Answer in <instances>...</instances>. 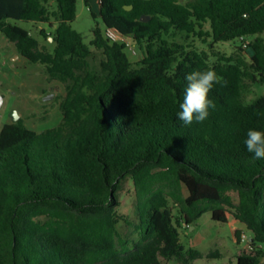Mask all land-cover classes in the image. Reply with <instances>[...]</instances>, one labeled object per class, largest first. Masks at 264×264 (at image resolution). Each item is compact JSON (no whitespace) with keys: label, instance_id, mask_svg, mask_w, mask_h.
<instances>
[{"label":"trees","instance_id":"1","mask_svg":"<svg viewBox=\"0 0 264 264\" xmlns=\"http://www.w3.org/2000/svg\"><path fill=\"white\" fill-rule=\"evenodd\" d=\"M78 1L0 0V34L66 88L58 126L37 132L19 121L0 132V264H193L201 253L185 250L174 208L187 226L206 212L228 223L234 208L258 249L237 264H263L264 159L244 140L249 129L264 131V95L250 102L247 93L249 81L264 82V0H100L98 14L84 0L105 28L144 49L137 68L98 25L91 50L72 27ZM18 22L56 24L54 51H40ZM192 36L215 43L254 36L251 63L211 64L190 50ZM207 69L226 85L210 91V117L185 126L177 118L184 77ZM126 179L135 186L137 220L124 221L138 242L119 229ZM242 234L235 231L238 241Z\"/></svg>","mask_w":264,"mask_h":264},{"label":"rangeland","instance_id":"2","mask_svg":"<svg viewBox=\"0 0 264 264\" xmlns=\"http://www.w3.org/2000/svg\"><path fill=\"white\" fill-rule=\"evenodd\" d=\"M178 1L187 4L191 0ZM91 6L98 14L100 0H92ZM51 9H55L52 1ZM18 24L30 29L33 35L38 38L40 51L46 53L54 51L55 43L52 35H54L56 24L53 27L49 25L33 26V24L24 22H18ZM97 25L104 33L106 28L100 16L94 19L84 0H79L77 18L72 23V27L83 36L85 43L90 45L93 51H95V48L90 43L94 38L93 29ZM42 30L50 36H42ZM206 32H209L208 27ZM254 40V36H248L234 41L215 43L210 36H192L186 42L190 50L204 54L211 64L227 58L251 63L253 49L250 44ZM135 45L136 55H133L127 49H125V53L133 67L137 68L144 56V49L136 43ZM247 89L249 100L252 102L264 95V82L249 81ZM65 95V85L50 79L45 65L30 63L19 55L13 42L4 34H0V96L3 99L0 107V132L5 125L15 124L19 121H22L27 128L37 132H43L58 126L63 120L61 102ZM16 117L17 120L14 121ZM231 195L234 206H237V196L234 193H231ZM119 202L120 207L116 211L120 219V232L130 241L138 242L139 237L134 232V228L124 221V219H127L133 224L137 220L135 214V186L131 179H126L122 183ZM228 211V223L213 221L211 213L206 212L193 225L187 226L180 219L179 209H173L176 218L175 223L180 231L181 242L185 250L196 249L201 253V258L195 260L193 264H237L238 256L257 254L258 249L253 247L247 240L250 233L232 215L235 209L229 208ZM236 230L242 231V236H245V238L238 241L235 237ZM260 250L262 251L260 260L264 264V246L260 247ZM161 260L164 264H179L175 259Z\"/></svg>","mask_w":264,"mask_h":264},{"label":"clouds","instance_id":"3","mask_svg":"<svg viewBox=\"0 0 264 264\" xmlns=\"http://www.w3.org/2000/svg\"><path fill=\"white\" fill-rule=\"evenodd\" d=\"M186 85L177 118L185 125L203 123L215 110L216 104L209 99V93L217 84L226 85L223 77L213 69L193 70L184 77ZM244 144L255 159H264V131L249 129Z\"/></svg>","mask_w":264,"mask_h":264},{"label":"built area","instance_id":"4","mask_svg":"<svg viewBox=\"0 0 264 264\" xmlns=\"http://www.w3.org/2000/svg\"><path fill=\"white\" fill-rule=\"evenodd\" d=\"M104 35L106 39H108L111 43H119L123 44L127 50H129L133 55L137 54L136 45L132 39L129 37L123 36L113 29L106 28L104 31ZM245 238V236H242ZM249 242V239H247Z\"/></svg>","mask_w":264,"mask_h":264},{"label":"water","instance_id":"5","mask_svg":"<svg viewBox=\"0 0 264 264\" xmlns=\"http://www.w3.org/2000/svg\"><path fill=\"white\" fill-rule=\"evenodd\" d=\"M127 9H128V10H131V9H132V6L127 7ZM142 21H146V19L143 18ZM2 102H3V99H2V97L0 96V107L2 106ZM14 114H16V113H14ZM16 120H17V117L14 118V121H16Z\"/></svg>","mask_w":264,"mask_h":264},{"label":"crops","instance_id":"6","mask_svg":"<svg viewBox=\"0 0 264 264\" xmlns=\"http://www.w3.org/2000/svg\"><path fill=\"white\" fill-rule=\"evenodd\" d=\"M92 1V0H91Z\"/></svg>","mask_w":264,"mask_h":264}]
</instances>
